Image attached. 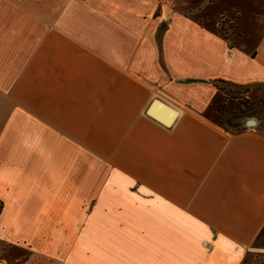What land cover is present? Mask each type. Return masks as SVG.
<instances>
[{
  "label": "crops",
  "instance_id": "0c3cea01",
  "mask_svg": "<svg viewBox=\"0 0 264 264\" xmlns=\"http://www.w3.org/2000/svg\"><path fill=\"white\" fill-rule=\"evenodd\" d=\"M203 1L0 0L1 264L243 263L264 135L211 103L264 85V29L232 46Z\"/></svg>",
  "mask_w": 264,
  "mask_h": 264
},
{
  "label": "rangeland",
  "instance_id": "374dc122",
  "mask_svg": "<svg viewBox=\"0 0 264 264\" xmlns=\"http://www.w3.org/2000/svg\"><path fill=\"white\" fill-rule=\"evenodd\" d=\"M228 2L233 5L234 3L239 4L240 0H229ZM226 3L227 0H206L203 1L202 7L210 6L214 11L212 19L216 33L226 39L230 45L238 47L245 45L247 48H252L264 29V0H245L240 7L217 8ZM201 10L203 8L188 9L186 13L187 16L196 18ZM241 86L247 89V92L239 91L242 93L237 95L240 98L239 101L247 100L246 106L240 108L243 114L228 115L227 113L231 112L230 99L217 91L211 103L212 109L215 107L217 110L218 108L214 122L231 133L241 132L245 127L254 128L259 122L258 132L264 135V85ZM248 120H254L256 125L247 127L245 124ZM2 248L0 245V252ZM242 264H264V229Z\"/></svg>",
  "mask_w": 264,
  "mask_h": 264
},
{
  "label": "trees",
  "instance_id": "16d2710c",
  "mask_svg": "<svg viewBox=\"0 0 264 264\" xmlns=\"http://www.w3.org/2000/svg\"><path fill=\"white\" fill-rule=\"evenodd\" d=\"M214 84H215L217 91H219L222 94V96H225V97L228 96L230 99L231 112H228L227 114L230 116L243 114L240 108L246 106L247 100L239 101L240 98L237 95L242 93L239 91L247 92V89L242 86L234 85L226 81H222V80H217L214 82ZM218 85H221V87H218ZM2 209H3V203L0 201V214L2 212Z\"/></svg>",
  "mask_w": 264,
  "mask_h": 264
},
{
  "label": "water",
  "instance_id": "95a60500",
  "mask_svg": "<svg viewBox=\"0 0 264 264\" xmlns=\"http://www.w3.org/2000/svg\"><path fill=\"white\" fill-rule=\"evenodd\" d=\"M156 106L164 110L168 114V118H161L160 116H158L154 111ZM146 113L149 117L159 121L160 123H162L167 127L171 126V124L173 123V121L177 116V111L175 109L171 108L170 106L164 104L159 100H153L151 105L148 107ZM245 125L247 127H251L256 125V122L254 120H248Z\"/></svg>",
  "mask_w": 264,
  "mask_h": 264
},
{
  "label": "built area",
  "instance_id": "2783aa9c",
  "mask_svg": "<svg viewBox=\"0 0 264 264\" xmlns=\"http://www.w3.org/2000/svg\"><path fill=\"white\" fill-rule=\"evenodd\" d=\"M164 5H170L172 0H159Z\"/></svg>",
  "mask_w": 264,
  "mask_h": 264
}]
</instances>
